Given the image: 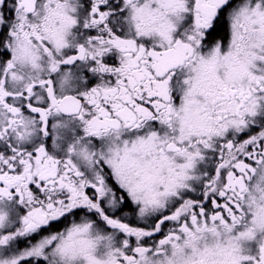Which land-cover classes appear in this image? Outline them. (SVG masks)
I'll use <instances>...</instances> for the list:
<instances>
[{"label": "snow or ice", "instance_id": "snow-or-ice-1", "mask_svg": "<svg viewBox=\"0 0 264 264\" xmlns=\"http://www.w3.org/2000/svg\"><path fill=\"white\" fill-rule=\"evenodd\" d=\"M0 264H264V0H0Z\"/></svg>", "mask_w": 264, "mask_h": 264}]
</instances>
